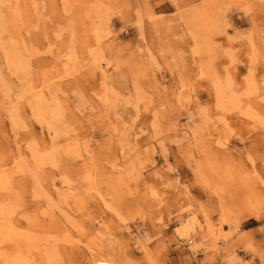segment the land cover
Listing matches in <instances>:
<instances>
[{
	"label": "rangeland",
	"instance_id": "1",
	"mask_svg": "<svg viewBox=\"0 0 264 264\" xmlns=\"http://www.w3.org/2000/svg\"><path fill=\"white\" fill-rule=\"evenodd\" d=\"M0 264H264V0H0Z\"/></svg>",
	"mask_w": 264,
	"mask_h": 264
},
{
	"label": "bare ground",
	"instance_id": "2",
	"mask_svg": "<svg viewBox=\"0 0 264 264\" xmlns=\"http://www.w3.org/2000/svg\"><path fill=\"white\" fill-rule=\"evenodd\" d=\"M188 243H189L190 246L193 245V241L192 240L188 241Z\"/></svg>",
	"mask_w": 264,
	"mask_h": 264
}]
</instances>
